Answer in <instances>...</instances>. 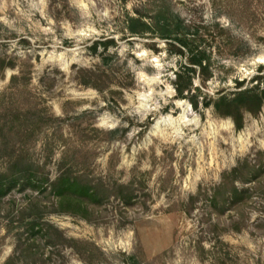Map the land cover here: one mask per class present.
I'll return each instance as SVG.
<instances>
[{
  "label": "rangeland",
  "instance_id": "rangeland-1",
  "mask_svg": "<svg viewBox=\"0 0 264 264\" xmlns=\"http://www.w3.org/2000/svg\"><path fill=\"white\" fill-rule=\"evenodd\" d=\"M136 13L155 29L130 34ZM179 73L200 102L259 83L264 0H0V166L105 189L88 219L11 191L0 264H264V101L236 129Z\"/></svg>",
  "mask_w": 264,
  "mask_h": 264
},
{
  "label": "trees",
  "instance_id": "trees-1",
  "mask_svg": "<svg viewBox=\"0 0 264 264\" xmlns=\"http://www.w3.org/2000/svg\"><path fill=\"white\" fill-rule=\"evenodd\" d=\"M136 14L135 17L126 18V29L130 34L142 35L155 29L141 14ZM167 20L169 19L163 16V21L167 22ZM179 30L178 28L172 29L170 25L164 24L158 33L162 37H171L172 34H178ZM175 39L181 46L188 48V44L181 35L175 36ZM95 49L94 45L93 50ZM189 61L191 64L199 66L201 71L207 70L208 66L204 64V58H198L193 52H190ZM184 69L187 72H194L190 67ZM185 74H177L176 97L188 99L194 110L199 109L200 104L203 108L212 105L218 115L231 117L236 129L242 127L243 113H254L264 101V74L256 77V81H259V83L255 86L235 91L232 94H223L214 101L203 97L202 102L198 101L197 97L199 95L197 93L190 95L192 83L190 78L184 79ZM238 85L241 86L242 83L239 82ZM194 91L199 92L200 90L195 88ZM12 153L14 158L9 161L8 165L6 167L0 166V202L15 189L20 192L37 193V195L49 192L53 197V205L59 209V212L71 211L81 215L80 217L83 219H88L84 216V213L89 214L90 207L97 205L101 193L105 189L95 187L89 181L83 180L70 171H66V169L60 170L54 178L37 179L34 177V175L36 176L34 169H38L39 164L28 161L21 154H16L15 151H12ZM124 188L129 189L123 198H129L132 194L130 193V187ZM38 198V196L31 195L25 206L39 205L42 199Z\"/></svg>",
  "mask_w": 264,
  "mask_h": 264
}]
</instances>
